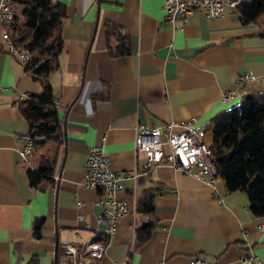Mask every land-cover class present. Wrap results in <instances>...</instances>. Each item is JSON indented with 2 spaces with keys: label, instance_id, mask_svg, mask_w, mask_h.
Returning a JSON list of instances; mask_svg holds the SVG:
<instances>
[{
  "label": "crops",
  "instance_id": "1",
  "mask_svg": "<svg viewBox=\"0 0 264 264\" xmlns=\"http://www.w3.org/2000/svg\"><path fill=\"white\" fill-rule=\"evenodd\" d=\"M63 1L64 46L48 75L62 102V132L37 143L27 161L18 149L19 134L30 130L20 91L41 92L43 83L8 50L0 24V264H60L64 241L105 243L104 253L86 257V264H187L195 255L251 264L241 261L251 250L264 264V216L252 211L245 190H229L221 175L209 182L208 173L197 176L169 162L148 169L135 141L140 122L195 116L206 123L247 92L264 90L263 16L244 22L238 4L227 1L221 17L196 10L174 28L166 0ZM109 22L117 24L110 34ZM127 39L129 51L111 52L110 45ZM245 71L259 78L223 98ZM103 136L112 167L137 172L123 179L119 195L131 210L111 235L102 233L97 219L103 189L82 182L88 149ZM205 138L214 144L211 127ZM46 158L53 174L35 187L28 168ZM146 195L150 210L141 209ZM38 216L44 217L40 235ZM149 222L147 234L141 227Z\"/></svg>",
  "mask_w": 264,
  "mask_h": 264
},
{
  "label": "trees",
  "instance_id": "2",
  "mask_svg": "<svg viewBox=\"0 0 264 264\" xmlns=\"http://www.w3.org/2000/svg\"><path fill=\"white\" fill-rule=\"evenodd\" d=\"M18 3L21 13L9 27L10 34L14 42L30 54L26 69L43 83L41 92H31L21 99V108L30 123L36 145L57 140L62 132V120L55 104L57 96L48 75L58 66L64 46L61 26L68 14V5L63 0H18ZM238 7L244 22L264 15V0H241ZM115 27L116 23L109 22L108 33ZM130 49L129 39L116 48L110 45L112 53ZM209 127L215 134L211 148L216 163L215 174L225 178L229 190H245L252 211L264 216V90L247 92L237 105L217 112L205 123V130ZM52 174L51 159H43L36 168H28L29 181L35 187ZM152 208L151 196L146 195L141 209ZM43 222V216L35 219V234H41ZM151 226L149 222L141 229L145 228L149 234ZM62 254L59 249L56 263Z\"/></svg>",
  "mask_w": 264,
  "mask_h": 264
},
{
  "label": "built area",
  "instance_id": "3",
  "mask_svg": "<svg viewBox=\"0 0 264 264\" xmlns=\"http://www.w3.org/2000/svg\"><path fill=\"white\" fill-rule=\"evenodd\" d=\"M227 1L238 4L241 0H166V17L174 28L181 26L187 16L196 10H200L207 18L221 17ZM20 13L18 0H0V24L3 26L4 41L8 50L18 54L26 64L30 60V54L14 42L9 30ZM258 78L259 75L251 71L238 72L235 76L238 86L225 90L223 98L234 97L239 94V88L247 80ZM20 96L26 97L28 93L20 91ZM55 104L60 107L62 102L56 97ZM205 135V123L195 116L174 118L161 124L140 122L135 126L136 147L146 153V168L150 169L155 164L169 162L197 176L208 173V181L214 182L218 178L214 173L216 163H211L209 160L212 145L206 141ZM104 139L105 136L89 147L82 182L103 189L104 193L96 200L100 205L97 219L103 224V234L111 235L117 230L120 220L131 210L128 200L119 195V192L125 189L123 179L137 172L134 169L115 170L105 150ZM19 140V152L27 161L35 146L31 131L20 133ZM61 248L63 255L60 257V264H86V257H97L104 253L105 243L93 241L79 244V242L64 241L61 243ZM241 261L260 264L262 260L259 254L251 250L241 257ZM187 264H217V262L205 256L195 255L187 261Z\"/></svg>",
  "mask_w": 264,
  "mask_h": 264
},
{
  "label": "bare ground",
  "instance_id": "4",
  "mask_svg": "<svg viewBox=\"0 0 264 264\" xmlns=\"http://www.w3.org/2000/svg\"><path fill=\"white\" fill-rule=\"evenodd\" d=\"M209 160L211 161V163H214L213 157H212V150L210 148V152H209ZM215 164H214V173H216V169H215ZM103 233V230H102Z\"/></svg>",
  "mask_w": 264,
  "mask_h": 264
},
{
  "label": "rangeland",
  "instance_id": "5",
  "mask_svg": "<svg viewBox=\"0 0 264 264\" xmlns=\"http://www.w3.org/2000/svg\"><path fill=\"white\" fill-rule=\"evenodd\" d=\"M263 17L262 18H264V15H262Z\"/></svg>",
  "mask_w": 264,
  "mask_h": 264
}]
</instances>
